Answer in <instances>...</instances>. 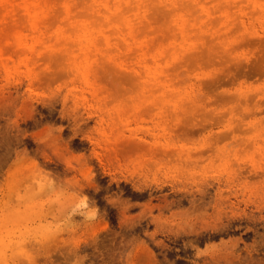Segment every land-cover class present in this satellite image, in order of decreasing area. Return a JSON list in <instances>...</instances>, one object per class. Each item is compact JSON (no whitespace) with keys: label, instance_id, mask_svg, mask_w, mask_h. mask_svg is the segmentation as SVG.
Here are the masks:
<instances>
[{"label":"rangeland","instance_id":"obj_1","mask_svg":"<svg viewBox=\"0 0 264 264\" xmlns=\"http://www.w3.org/2000/svg\"><path fill=\"white\" fill-rule=\"evenodd\" d=\"M34 1L0 0V264H264V0Z\"/></svg>","mask_w":264,"mask_h":264},{"label":"bare ground","instance_id":"obj_2","mask_svg":"<svg viewBox=\"0 0 264 264\" xmlns=\"http://www.w3.org/2000/svg\"><path fill=\"white\" fill-rule=\"evenodd\" d=\"M123 1H125V0H123ZM127 1V0H126ZM223 1H226L227 3H230L232 0H223ZM236 1H238V0H236ZM257 2H258V0H256ZM40 2H41V0H36V2L34 1V2H31V4H29L28 5V15H30V16H32V18L34 19V24H33V28L34 29H36V30H41V27L39 26V23H38V18H39V12L38 11H36L35 9H36V6L34 7V4L33 3H35L36 5H40ZM105 5H104V8H109V9H112V5H111V3H110V0H107V1H105V3H104ZM197 4H201V1H198L197 0ZM31 6V7H30ZM120 8H122V6L121 5H119V6H117V8L116 9H120ZM225 8V7H224ZM223 9V8H222ZM72 9H68L67 10V14H68V16H70V17H72L73 18V12L71 11ZM102 10H104V9H102ZM223 10H225V9H223ZM69 11V12H68ZM76 26V25H75ZM178 26H179V29L181 30V32L183 33V34H185L186 33V28H187V26L185 25V24H182V23H180L179 22V24H178ZM101 51V50H100ZM88 58V60L90 59V57L88 56L87 57ZM88 66V63L86 62L84 65H79V69H80V71H82L83 72V70H84V73L86 74V72H87V67ZM154 78H156V77H154ZM151 78H149V80H150ZM158 83H160V81L159 80H156L155 81V84H158ZM68 250V249H67ZM65 253V252H64ZM67 254V253H66ZM69 256H70V254H68ZM68 257V256H67ZM70 258V257H69ZM68 259V258H67ZM49 261V260H48Z\"/></svg>","mask_w":264,"mask_h":264}]
</instances>
